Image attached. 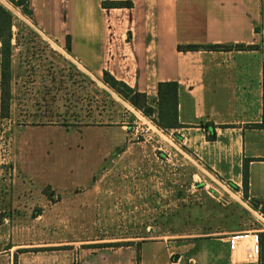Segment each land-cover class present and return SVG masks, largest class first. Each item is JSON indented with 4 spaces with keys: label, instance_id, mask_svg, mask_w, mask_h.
<instances>
[{
    "label": "crops",
    "instance_id": "obj_1",
    "mask_svg": "<svg viewBox=\"0 0 264 264\" xmlns=\"http://www.w3.org/2000/svg\"><path fill=\"white\" fill-rule=\"evenodd\" d=\"M29 1L33 16L28 31L50 47L66 48L70 37L68 64L96 90L107 71L147 95L155 108L158 85L178 83L184 128L135 143L129 122L151 120L116 94L126 113L121 121L77 127L110 129L113 135L92 175L93 189L103 183L113 193L138 189L145 196L139 204H174L169 229L161 226L155 238L119 249L130 254L125 263L114 264H264L261 242V253L253 261L244 245L232 253L228 242L236 233H264V215L252 205L264 204V0ZM106 1H130L133 7L104 9ZM14 29L10 114L1 116L0 90V125L18 120V98L23 95ZM190 45L254 49L179 50ZM207 124L216 126L214 141ZM43 127L31 124L26 130ZM104 166L105 174H100ZM148 193H155V200ZM179 204L187 205L180 209ZM146 245L153 249L144 252ZM135 250H141L140 258Z\"/></svg>",
    "mask_w": 264,
    "mask_h": 264
},
{
    "label": "rangeland",
    "instance_id": "obj_2",
    "mask_svg": "<svg viewBox=\"0 0 264 264\" xmlns=\"http://www.w3.org/2000/svg\"><path fill=\"white\" fill-rule=\"evenodd\" d=\"M0 3L14 16L23 94L18 120L0 125V264L125 263L130 253L119 249L155 238L161 226L169 229L174 204H139L145 196L138 189L113 193L104 183L92 188L113 135L110 129L77 127L119 122L125 109L102 80L96 90L78 75L67 48L36 39L27 28L30 18ZM31 124L45 127L26 130ZM129 124L133 132L136 125ZM147 195L155 200V193Z\"/></svg>",
    "mask_w": 264,
    "mask_h": 264
},
{
    "label": "trees",
    "instance_id": "obj_3",
    "mask_svg": "<svg viewBox=\"0 0 264 264\" xmlns=\"http://www.w3.org/2000/svg\"><path fill=\"white\" fill-rule=\"evenodd\" d=\"M5 4H11L16 8L21 9L22 13L29 18H32L33 11L29 0H2ZM104 9L115 8H132L133 3L130 1H112L103 2ZM19 26V25H18ZM14 16L0 3V42L2 43V81L0 85L1 90V116L8 118L10 114L11 101V59L13 54L12 40L14 39L13 28ZM20 27V26H19ZM18 40V37H17ZM67 50L70 51V37L67 38ZM254 49V47H246L245 45H209V46H180V51H232V50H247ZM102 82L110 90L116 93L121 99L128 102L138 111H141L144 116L151 119L164 132L181 129L185 126L179 121L178 113V83L176 82H162L158 85V97L156 107L150 105L147 95L138 92L136 89L129 87L122 81L115 79L110 73L105 71L103 73ZM207 127L212 129V134L209 137L211 141L216 139V132L213 124H207ZM249 161L244 164V192L248 193L249 188ZM254 208L259 210L264 215V204H253ZM2 222H0V225ZM260 242L263 245L264 252V233L260 234ZM130 245L131 244H126ZM123 247L124 245H119ZM263 261V258H262ZM263 263V262H262Z\"/></svg>",
    "mask_w": 264,
    "mask_h": 264
},
{
    "label": "built area",
    "instance_id": "obj_4",
    "mask_svg": "<svg viewBox=\"0 0 264 264\" xmlns=\"http://www.w3.org/2000/svg\"><path fill=\"white\" fill-rule=\"evenodd\" d=\"M151 120V119H150ZM135 123L133 134L138 138L141 137L145 141L150 140L152 134H162L163 130L160 129L152 120L148 123H143L138 120ZM229 245L232 253L238 252L241 246L244 245L246 255L249 261H253L258 258L261 253L260 235L258 232L248 231L242 233H236L229 237ZM171 264H180L179 261H172Z\"/></svg>",
    "mask_w": 264,
    "mask_h": 264
}]
</instances>
